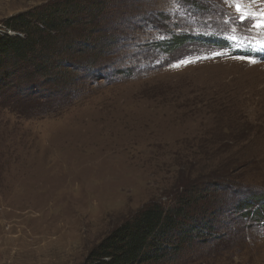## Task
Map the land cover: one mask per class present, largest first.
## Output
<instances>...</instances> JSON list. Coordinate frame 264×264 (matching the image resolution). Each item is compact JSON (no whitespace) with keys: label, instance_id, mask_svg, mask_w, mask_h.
<instances>
[{"label":"rangeland","instance_id":"1","mask_svg":"<svg viewBox=\"0 0 264 264\" xmlns=\"http://www.w3.org/2000/svg\"><path fill=\"white\" fill-rule=\"evenodd\" d=\"M51 1L0 0V32ZM244 7L264 10V0ZM105 12L112 53L75 99L0 105V264H82L130 213L172 205L196 181L197 207L224 240L198 238L189 264H264V225L234 212L264 195V49H254L264 29L249 32L226 0H113ZM213 32L229 48L195 38ZM172 35L187 40L170 53L160 44ZM181 60L192 62L174 67ZM51 92L44 101L62 97Z\"/></svg>","mask_w":264,"mask_h":264},{"label":"trees","instance_id":"2","mask_svg":"<svg viewBox=\"0 0 264 264\" xmlns=\"http://www.w3.org/2000/svg\"><path fill=\"white\" fill-rule=\"evenodd\" d=\"M112 1L54 0L5 22L11 34L0 32V105L10 109L13 104L24 106L33 101L37 106H54L55 102H64L66 96L65 102L75 99V89L82 84L83 76L87 79L98 76L96 63L102 56L112 53L109 43L110 48L104 49L109 31L105 26H99V20L109 19L105 11ZM222 35L213 32L209 38L204 34L195 38L203 44L222 46L225 50L229 47ZM181 37L172 35L160 45L172 53L177 44L187 40V37ZM234 51L233 55L245 53L243 50ZM112 63L107 62L104 69L112 67ZM32 88L37 92L32 94ZM52 88L62 92L57 101L51 95ZM31 95H35L33 100H29ZM48 97L54 99L44 101ZM179 185L182 186L183 182ZM186 185L180 189V197L174 204L168 206L150 200L114 225L88 250L82 264L195 263L196 260L186 256L196 251L198 247H194L198 238L205 236L202 245L210 247L224 237L214 232L213 221H207L208 216L202 214L203 207H197L196 201L202 196L198 182ZM216 186L213 184L209 191L216 192ZM226 186L232 185L228 183ZM207 191L204 190L203 194L209 193ZM249 195L235 206L234 212L251 218L252 223L264 225V195ZM206 196L204 194V198ZM198 211L201 218L197 219L194 213ZM204 231L208 234L204 235ZM182 253L183 259H180Z\"/></svg>","mask_w":264,"mask_h":264},{"label":"snow or ice","instance_id":"3","mask_svg":"<svg viewBox=\"0 0 264 264\" xmlns=\"http://www.w3.org/2000/svg\"><path fill=\"white\" fill-rule=\"evenodd\" d=\"M228 3H232L235 9V13L238 16V20L241 24H243L246 20H251V25L247 26V30L249 32L253 30L264 29V10L261 11H248L244 7V0H226ZM173 3H179V0H173ZM254 49H264V43L260 45H254ZM222 53H214L213 55H221ZM238 59H248L250 63H255L256 61L251 57H243ZM192 61L189 60H181L178 64L174 65V67H180L182 64H188Z\"/></svg>","mask_w":264,"mask_h":264},{"label":"built area","instance_id":"4","mask_svg":"<svg viewBox=\"0 0 264 264\" xmlns=\"http://www.w3.org/2000/svg\"><path fill=\"white\" fill-rule=\"evenodd\" d=\"M9 34H11L9 31H8Z\"/></svg>","mask_w":264,"mask_h":264}]
</instances>
